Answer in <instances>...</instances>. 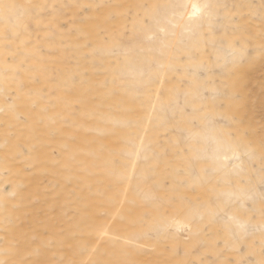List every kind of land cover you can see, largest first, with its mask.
I'll use <instances>...</instances> for the list:
<instances>
[{"label": "rangeland", "instance_id": "1", "mask_svg": "<svg viewBox=\"0 0 264 264\" xmlns=\"http://www.w3.org/2000/svg\"><path fill=\"white\" fill-rule=\"evenodd\" d=\"M0 26V264H264V0Z\"/></svg>", "mask_w": 264, "mask_h": 264}, {"label": "bare ground", "instance_id": "2", "mask_svg": "<svg viewBox=\"0 0 264 264\" xmlns=\"http://www.w3.org/2000/svg\"><path fill=\"white\" fill-rule=\"evenodd\" d=\"M0 28H1V26H0ZM1 31V30H0ZM1 42V41H0ZM1 47V46H0ZM5 60V59H4ZM0 61H1V59H0ZM1 64V63H0ZM10 74V73H9ZM1 77V76H0ZM21 105V104H20ZM25 105V104H24ZM25 107V106H24ZM21 109H23V108H21ZM27 109H25V110H23L24 112L26 111ZM28 113V112H27ZM11 114V113H10ZM30 114V113H29ZM43 115H46V114H43ZM42 115V116H43ZM35 116V115H34ZM32 117V116H31ZM46 117H47V115H46ZM42 118H45V117H42ZM28 119L29 120H32L31 118H30V116L28 117ZM46 119V118H45ZM41 120H43V119H41ZM31 122V121H30ZM44 123V122H43ZM46 130V129H45Z\"/></svg>", "mask_w": 264, "mask_h": 264}]
</instances>
